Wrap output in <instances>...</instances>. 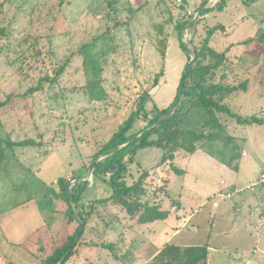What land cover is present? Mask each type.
<instances>
[{"label": "rangeland", "instance_id": "1", "mask_svg": "<svg viewBox=\"0 0 264 264\" xmlns=\"http://www.w3.org/2000/svg\"><path fill=\"white\" fill-rule=\"evenodd\" d=\"M219 1L0 0L3 264H44V259L77 227V221L68 220V205L61 199V177L69 183V189L77 180L85 182L81 206L75 209L86 216L84 232L76 253L66 264H154L153 260L147 262L149 257L135 261V246L145 231H139L140 223L122 205L99 202L110 197L113 188L102 177L94 176L90 166L96 152L137 109L145 91L151 99L132 132L144 128L157 110L173 102L188 62L176 25L180 16L189 17L188 12H193L192 19L199 21L193 32L192 27L184 32V41L190 47V38L199 46L209 28L224 27L211 38V46L226 53L225 62L211 80L231 86L246 82L245 89L228 93L223 103L243 117L264 119V0H227L217 10ZM206 8L215 10L198 17ZM106 31L115 36L112 44L116 50L108 55L103 72L107 96L97 101L88 94L87 76L78 51L82 44ZM162 47L166 48L165 56ZM68 59L71 61L66 63ZM64 64L65 71L56 77ZM219 116L231 139L219 138L211 150L228 160L236 150L245 157L244 169L253 172L250 178L257 180L264 171V125H241L231 115ZM202 122L200 115L191 113L184 126L209 132ZM24 140L35 143L20 144ZM203 142L198 147L206 151L209 144ZM177 152L186 154L183 149ZM163 153L157 146L137 150L125 180L132 185L143 172H148L142 200L161 204L163 209L170 208L175 213L176 203L171 199L180 198L184 178L173 171L171 164L164 165L162 174L157 173ZM175 162L182 166L178 158ZM200 165L195 172H209L203 181L213 179L211 172H224L209 161ZM170 172L171 199L165 197ZM188 208L185 216L192 224L203 220L211 225V217L200 220L202 214L194 215L197 208ZM259 208L264 214V201L256 209ZM159 226L166 228L162 221ZM166 238V233L160 234L151 252ZM198 239L192 237L189 242L205 243ZM81 257L86 261L82 262ZM235 258L236 264H264V256Z\"/></svg>", "mask_w": 264, "mask_h": 264}, {"label": "trees", "instance_id": "2", "mask_svg": "<svg viewBox=\"0 0 264 264\" xmlns=\"http://www.w3.org/2000/svg\"><path fill=\"white\" fill-rule=\"evenodd\" d=\"M226 1L220 0L216 6L217 10L222 9ZM213 9L206 8L202 11L201 15L211 12ZM192 17L194 16L187 18L180 16L176 25L179 43L188 55V62L173 102L167 108L157 110L155 116L150 119L144 128L137 132H132L135 123L143 115L145 106L151 99V94L145 91L138 103L137 109L132 111L128 118L119 125L112 137L96 152L94 161L90 166L93 169L94 176L102 177L113 188L111 196L100 199L99 202L106 203L113 201L122 205L140 224L165 220L170 216L171 211L162 209L160 204H150L142 200V197L146 194L144 182L148 176V172H143L132 185L127 184L125 178L129 172L130 163L134 162L137 150L151 146L161 147L164 153L159 163L163 164L171 161L172 169L176 173H183L185 171L179 169L173 163L176 150L184 149L188 153H194L198 149V143L204 141V144H209V149H206V152L218 158L233 170L238 171L239 163L236 160L241 157L240 153L233 150L228 160L214 153L210 147L216 144L219 138H227V141L231 139L230 136L226 135V127L221 121L219 113L231 115L241 125L264 124L263 118L256 116L252 118L243 117L233 112L229 106L223 103L228 93L245 89L246 82L231 86L211 80L214 77L215 71L226 60L225 52L219 53L211 46V38L217 30L224 27L218 25L209 28L207 35L199 46L196 44L194 38H190L189 44L192 45L190 47L184 41L183 35L186 29L192 27L191 30L193 32L195 26H197L198 20L191 25L193 21ZM114 40L115 36L106 31L82 44L78 51L82 56L83 70L87 76V91L93 100H104L107 96V92L103 86V72L108 55L116 50L115 45L112 44ZM189 50L191 54H189ZM161 51L163 56H165L166 48L162 47ZM70 61L68 59L66 63ZM65 68L66 64L60 66L56 77H59L65 71ZM188 103L189 105H187ZM191 113L195 116H201L203 119L201 125L204 130H208L209 132L197 131L184 126L186 119ZM34 143V140L20 142V144ZM2 155L3 152L0 151V157ZM60 184L63 190L61 199L68 205V212H66L67 215L69 214L68 220L70 222L77 221L78 224L74 231L69 233L64 242L61 245H57L44 259V264H60L61 262L62 264H66L71 256L76 253L78 243L84 232L83 227L86 216L83 212L77 213L75 209L81 206L85 182L82 183L77 180L72 188L69 189V183H67L65 178L61 177ZM176 204L180 207L178 202ZM208 254L207 245L181 246L168 243L153 258V262L154 264H208Z\"/></svg>", "mask_w": 264, "mask_h": 264}, {"label": "crops", "instance_id": "3", "mask_svg": "<svg viewBox=\"0 0 264 264\" xmlns=\"http://www.w3.org/2000/svg\"><path fill=\"white\" fill-rule=\"evenodd\" d=\"M183 155L185 157H182ZM177 158L182 166L176 164ZM244 158L241 156L236 160L239 163V170L235 171L200 147L194 153L180 154L177 152L173 163L185 171L180 173V176L184 178L183 182L180 181V198L171 199L170 196L173 189L171 180L173 172H170L166 177L168 183L167 191H165L167 196L165 197L173 200V203L178 202L180 207L177 204L174 205L173 208L177 211L171 212L165 220L139 224V231H145V234L142 235L144 238H138V244L135 246V261L137 262L141 257L143 259L149 257L147 262L153 260L168 243L181 246L207 245L208 264H236L235 257L264 256V214L260 211L261 208L256 209L264 201L262 172L257 180H252L250 177L253 172H248L243 167ZM203 161H209L219 169L221 167L224 172H211L213 179L203 181L209 172H195L196 166L201 168L200 163ZM166 164L170 166L171 161L161 165L158 163L157 173L162 174V168ZM151 172L152 170H150ZM201 183L202 186L199 187ZM189 206L193 209L197 208L194 215H203L200 220L206 216L211 217V225H206L203 220L202 223L192 224L185 216L189 212ZM161 207L163 209L162 205ZM167 209L170 210V208ZM159 221H162L166 228L160 227ZM162 233L167 234L166 241H163L161 243L163 245H159L151 252L153 242L157 241ZM192 237L193 239L199 238L198 241L205 240V243L192 244L189 242ZM246 241H250L249 245L246 244ZM231 243L233 244L231 245ZM81 261L85 262L86 260L81 257ZM0 264H3L2 259H0Z\"/></svg>", "mask_w": 264, "mask_h": 264}, {"label": "water", "instance_id": "4", "mask_svg": "<svg viewBox=\"0 0 264 264\" xmlns=\"http://www.w3.org/2000/svg\"><path fill=\"white\" fill-rule=\"evenodd\" d=\"M185 7H186V6H183L182 9H185ZM201 14H202V12L200 11V12L198 13V17L201 16ZM196 19H197V18H195V19L192 21L191 25L194 24V22L196 21ZM189 54H191L190 50H189ZM125 145H126V144H125ZM64 259H66V257H64ZM60 264H62V262H61Z\"/></svg>", "mask_w": 264, "mask_h": 264}, {"label": "built area", "instance_id": "5", "mask_svg": "<svg viewBox=\"0 0 264 264\" xmlns=\"http://www.w3.org/2000/svg\"><path fill=\"white\" fill-rule=\"evenodd\" d=\"M179 1H181V0H179ZM194 14H193V12H188V16L190 17V16H193ZM261 181H263L264 182V171L262 172V174H261Z\"/></svg>", "mask_w": 264, "mask_h": 264}]
</instances>
